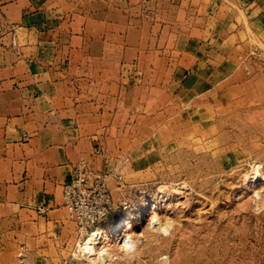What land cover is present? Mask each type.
I'll return each mask as SVG.
<instances>
[{
	"label": "crops",
	"instance_id": "obj_1",
	"mask_svg": "<svg viewBox=\"0 0 264 264\" xmlns=\"http://www.w3.org/2000/svg\"><path fill=\"white\" fill-rule=\"evenodd\" d=\"M187 6L0 0V236L28 264H61L73 246L62 191L80 162L106 171L127 159V179L168 145L176 113L185 144L224 92L264 103V76L248 82L240 57L264 33V0L229 26Z\"/></svg>",
	"mask_w": 264,
	"mask_h": 264
},
{
	"label": "rangeland",
	"instance_id": "obj_2",
	"mask_svg": "<svg viewBox=\"0 0 264 264\" xmlns=\"http://www.w3.org/2000/svg\"><path fill=\"white\" fill-rule=\"evenodd\" d=\"M253 2L184 0L183 10L202 23L210 16L229 26ZM207 24L214 27L215 19ZM248 46L241 69L254 85L264 76V33ZM249 93L224 92V105L207 113L206 133L193 129L185 144L176 113L165 149L155 152L147 170L123 179L122 187L110 181L109 218L86 234L76 232L61 264H264V103L253 89ZM123 221L129 229L114 236ZM94 230L110 239L86 252ZM128 238L132 247L124 246ZM22 250L0 236V264H28Z\"/></svg>",
	"mask_w": 264,
	"mask_h": 264
},
{
	"label": "built area",
	"instance_id": "obj_3",
	"mask_svg": "<svg viewBox=\"0 0 264 264\" xmlns=\"http://www.w3.org/2000/svg\"><path fill=\"white\" fill-rule=\"evenodd\" d=\"M127 159L117 162L110 171L91 169L85 161L80 162L74 177L63 186V206L69 220L76 223L77 233L86 234L92 227H101L111 213L112 196L110 181L123 186V171Z\"/></svg>",
	"mask_w": 264,
	"mask_h": 264
},
{
	"label": "bare ground",
	"instance_id": "obj_4",
	"mask_svg": "<svg viewBox=\"0 0 264 264\" xmlns=\"http://www.w3.org/2000/svg\"><path fill=\"white\" fill-rule=\"evenodd\" d=\"M125 227H126L125 221H123L122 223L117 225L113 230L114 236L119 237V234H120V233H118L119 230H120V232L121 231L125 232V230L129 229V226L127 227V229ZM109 239H110V236L108 234H105L104 232H101L99 230H94L89 234L88 238L86 239V241L84 243L83 250L86 252L94 251L96 248L95 245L98 244L99 240L108 241ZM124 246L125 247H132L133 246L132 240L130 238H128V240H125Z\"/></svg>",
	"mask_w": 264,
	"mask_h": 264
}]
</instances>
